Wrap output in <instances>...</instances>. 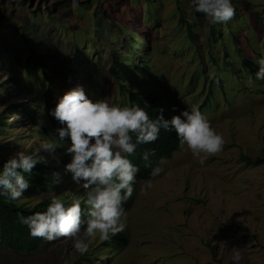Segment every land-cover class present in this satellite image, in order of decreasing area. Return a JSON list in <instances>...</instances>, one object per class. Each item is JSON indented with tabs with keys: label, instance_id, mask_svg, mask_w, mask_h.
Masks as SVG:
<instances>
[{
	"label": "rangeland",
	"instance_id": "374dc122",
	"mask_svg": "<svg viewBox=\"0 0 264 264\" xmlns=\"http://www.w3.org/2000/svg\"><path fill=\"white\" fill-rule=\"evenodd\" d=\"M232 3L235 19L210 24L190 0H77L75 7L72 0H0V116L9 122L1 157L52 141L46 84L24 62L30 51L38 54L30 66L42 62L61 96L71 82L94 101L123 107L118 83L125 84L170 115L198 106L224 139L203 166L180 149L147 194L144 181L136 183L121 233L127 244L90 239L84 256L91 261L78 264H237L234 248L238 264H264V81L255 78L264 56V0ZM115 61L121 82L108 71ZM14 104L38 105L34 122L9 114ZM64 154L41 152L53 168ZM61 180L57 190L77 197L71 175ZM43 197L24 193L17 201L34 205ZM72 243L58 239L32 253L0 247V264H75L81 254Z\"/></svg>",
	"mask_w": 264,
	"mask_h": 264
},
{
	"label": "clouds",
	"instance_id": "9594fccd",
	"mask_svg": "<svg viewBox=\"0 0 264 264\" xmlns=\"http://www.w3.org/2000/svg\"><path fill=\"white\" fill-rule=\"evenodd\" d=\"M73 7L77 0H72ZM194 12L202 13L210 24H227L236 16L232 0H190ZM256 80L264 81V56L256 61ZM251 84V80L248 81ZM0 94L3 90L0 89ZM175 111V109H173ZM60 127L55 129L56 140L48 141L32 153L18 151L10 157L0 171V196L18 200L29 188L24 173L31 174L37 164L47 163L41 152L49 155L64 149L70 161L64 170L73 183L86 192L85 208L79 199L65 204L53 197L46 211L24 216L18 214L19 223L27 226L34 239L49 243L58 239L71 240L75 252L83 255L89 251L90 239L110 242L111 238L127 229L126 202L132 198L137 183L139 166L128 158L138 145L156 142L161 130L174 131L181 150L187 148L203 166L210 156L223 150V136L198 106L192 105L179 114L165 119L160 108L155 119L136 106H113L104 99H91L82 85H77L58 97L54 108L48 110ZM38 121L37 127L43 126ZM155 150H145L142 160L151 168L150 177L165 172L166 158L160 157L152 166L150 157ZM52 185L62 180L58 172L53 174ZM153 187L152 180L142 183V194ZM87 216V219H85ZM86 225V227H85ZM233 260L242 259L241 251L233 249Z\"/></svg>",
	"mask_w": 264,
	"mask_h": 264
},
{
	"label": "trees",
	"instance_id": "16d2710c",
	"mask_svg": "<svg viewBox=\"0 0 264 264\" xmlns=\"http://www.w3.org/2000/svg\"><path fill=\"white\" fill-rule=\"evenodd\" d=\"M33 15V13H32ZM34 16V15H33ZM113 54V53H112ZM38 56V54L34 51H30V54L26 56L24 59V62L26 63V69H30L31 73H38L40 75L41 83L46 84V89L44 93L42 94V97L45 96L46 101L44 102V106L46 109L54 108L58 97L61 96L60 90H58V85L53 80L51 81L49 76L47 75V70L44 67V64L39 61L38 66H36V63L34 62L32 66H30L31 62L30 60ZM113 58V55H112ZM50 61V60H49ZM48 61V62H49ZM51 62V61H50ZM21 64L20 62H17ZM119 62L115 61V63L111 64L109 66L108 71L111 72L112 78L115 81H119L121 79L120 76V70L119 67H117ZM51 64H57L56 62ZM50 63L48 65H51ZM36 67H39L38 69ZM70 67V66H69ZM61 67H58L60 71ZM68 71H71L72 68H66ZM42 75V77H41ZM121 82V81H119ZM30 86L33 84V82H27ZM119 84V94L126 97V101L128 103V106H136L139 105L143 109H145L149 116L152 119H155L159 109L161 108L158 106L154 100V98L143 95V93L130 90L128 86L125 84ZM75 87L69 83V85L64 87L63 89L69 90L70 87ZM59 91V93H58ZM39 103V102H37ZM36 103V104H37ZM38 105H17L14 104L9 107V114L12 113H21L24 115V117L34 122V115L33 112L35 111V108H37ZM7 112L4 111V114ZM172 115L166 113L164 111V117L165 119H170ZM51 124L52 129V135L48 134L49 137L55 136V129L60 127V125L57 123V121L54 118H50L49 120ZM9 122L3 121L2 117L0 116V133L7 131L9 128H7ZM45 131V129H44ZM46 133H48L46 129ZM56 137V136H55ZM145 150H155V156L150 157L152 161V166H156L157 161L160 157H165L166 159H169L173 156L175 152L180 150L179 148V141L176 137V134L174 131H165L161 130L159 139L151 144H144V145H138L137 149L134 154L129 156L128 158L132 161L133 164L139 166L140 172L137 174V183L141 181H146L149 179H152L150 177L151 168H146L144 166L145 162L142 160V154ZM9 158H4L0 156V171L3 169V164L8 160ZM246 161H250L249 158H245ZM70 161V156L64 154L63 157L59 160V167L53 168L51 167L50 163H42L37 164L36 167L32 170L31 174L24 173L25 179L29 182V188L25 193H28L32 196L37 195H44V197L34 205L27 204L25 200L23 202H18L17 200H8L4 196H0V247L8 248L10 250H13L15 252H20L22 250H25L27 253H32L37 251L41 246L47 244L48 242L43 239H34L29 234V229L27 226L22 225L19 223L18 214H22L24 216L31 215L35 212H43L46 211L48 204L51 202V199L55 196L59 199H61L66 205L69 204L71 201L79 199L81 201V205L83 208H85L86 211V192L83 188H79V192H77V197H68L65 195H62L58 190L57 186L52 185V178L53 173L58 172L60 174V177L62 179H65L66 175H69L65 172L64 166L66 163ZM54 169V170H51ZM50 171V172H49ZM53 195H49V194ZM81 193H83V196H80ZM58 194V195H57ZM80 194V195H79ZM129 202H126V208L128 207ZM85 219H87V216H85ZM86 227V225H85ZM112 240H122L123 245L127 244V240L125 237L121 236V233L112 237L110 242ZM107 242H102V245H105ZM81 261H91L88 256L81 255L78 260L75 262V264H78Z\"/></svg>",
	"mask_w": 264,
	"mask_h": 264
}]
</instances>
